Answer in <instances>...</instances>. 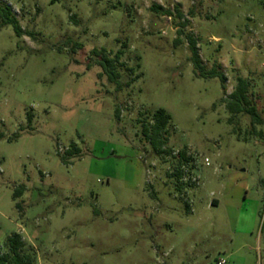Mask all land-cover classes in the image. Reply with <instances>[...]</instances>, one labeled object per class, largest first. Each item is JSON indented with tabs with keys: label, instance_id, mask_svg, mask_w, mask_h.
<instances>
[{
	"label": "rangeland",
	"instance_id": "obj_1",
	"mask_svg": "<svg viewBox=\"0 0 264 264\" xmlns=\"http://www.w3.org/2000/svg\"><path fill=\"white\" fill-rule=\"evenodd\" d=\"M0 4L23 30L0 26V253L18 232L32 264H264V0ZM187 34L224 81L194 74ZM239 76L262 123L225 106ZM160 107L158 153L141 129Z\"/></svg>",
	"mask_w": 264,
	"mask_h": 264
},
{
	"label": "trees",
	"instance_id": "obj_2",
	"mask_svg": "<svg viewBox=\"0 0 264 264\" xmlns=\"http://www.w3.org/2000/svg\"><path fill=\"white\" fill-rule=\"evenodd\" d=\"M58 0H51L55 2ZM152 9L166 16H173L178 19L177 26L179 27L177 33L180 35L183 33L182 29L187 25L188 20L185 18L184 13L178 6H174L173 9L165 8L160 4H153ZM74 23H78V20L74 15L70 16ZM182 20V21H181ZM10 24L13 28L14 33L19 36L22 34L23 30L18 21V19L13 15L10 6L7 4H0V26ZM189 50H190V60L193 67V72L197 77L210 78L219 77L224 81L225 77L218 66H212L206 68L202 63L200 58L196 39L190 35H186ZM180 39L176 38L175 43H179ZM91 53L96 56L97 64L101 67V73L106 76L109 82L115 85L117 90L121 89L123 86H128L134 78L122 82L120 79V72L118 70L119 65H122L120 57L123 53V49L119 48L113 55L108 52L105 48H93ZM249 81L246 78L238 77L237 83L234 89L224 97L223 101L227 110L231 114L245 112L252 118L253 122L262 123V119L259 116L255 105L252 104L248 97ZM170 114L164 108H158L152 114L151 122H145L142 124V133L144 137L149 141L151 146L156 152H169L170 150L165 148L168 137L164 133L168 124L170 123ZM30 120V117H28ZM74 147L73 150L67 148L66 154L71 155L74 153H79V148L75 143H71ZM180 155L184 157L181 152ZM63 162L66 163V158L62 157ZM179 175V172H178ZM23 191V186H18L14 192V196H20ZM19 206V203H16ZM5 251L0 253V264H32L31 256L29 254L22 253L24 249V241L18 232H13L6 237L4 241Z\"/></svg>",
	"mask_w": 264,
	"mask_h": 264
},
{
	"label": "built area",
	"instance_id": "obj_3",
	"mask_svg": "<svg viewBox=\"0 0 264 264\" xmlns=\"http://www.w3.org/2000/svg\"><path fill=\"white\" fill-rule=\"evenodd\" d=\"M205 160H207V159L205 158ZM217 264H225V260L224 259H219L217 261Z\"/></svg>",
	"mask_w": 264,
	"mask_h": 264
},
{
	"label": "crops",
	"instance_id": "obj_4",
	"mask_svg": "<svg viewBox=\"0 0 264 264\" xmlns=\"http://www.w3.org/2000/svg\"><path fill=\"white\" fill-rule=\"evenodd\" d=\"M214 202H215V200L213 199V200H212V203H214Z\"/></svg>",
	"mask_w": 264,
	"mask_h": 264
}]
</instances>
